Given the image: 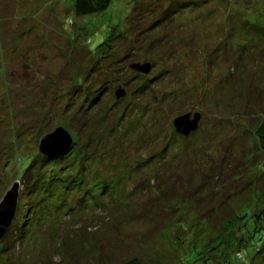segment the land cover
<instances>
[{"label":"rangeland","instance_id":"1","mask_svg":"<svg viewBox=\"0 0 264 264\" xmlns=\"http://www.w3.org/2000/svg\"><path fill=\"white\" fill-rule=\"evenodd\" d=\"M189 1L164 22L169 3L143 11L134 31L125 20L135 0L84 17L74 0H0V200L59 128L77 145L74 131L93 126L88 174L109 178L98 181L107 193L95 188L93 204L58 195L40 204L59 207L60 235L77 239V231L81 243L64 252L54 239L27 263L264 264V228L256 229L257 215L264 224V154L255 135L264 117V0ZM127 33L137 41L119 38ZM109 51L108 74L97 79L113 84L83 116L79 86ZM119 89L125 95L116 99ZM196 113L197 129L178 133L174 120ZM95 204H106L100 218ZM13 228L1 246L15 245ZM8 259L0 248V264Z\"/></svg>","mask_w":264,"mask_h":264},{"label":"trees","instance_id":"2","mask_svg":"<svg viewBox=\"0 0 264 264\" xmlns=\"http://www.w3.org/2000/svg\"><path fill=\"white\" fill-rule=\"evenodd\" d=\"M112 1L113 0H74V12L78 17L104 13L110 8ZM175 2H181V4L177 5L175 4ZM134 3L135 6L131 15L127 16L125 20V24H127V26L134 31L136 28H139L138 22L141 21V18L144 15L143 11L145 13L146 10H151V7H155L156 5H158L162 8V5H164L165 3H169L166 10H161V20H159L160 22L163 21L162 19L167 20L168 15L166 12H168L169 14L171 13L172 15L178 14L182 9H185L191 5V2L189 0H151V2L148 4H144L143 0H135ZM150 13L146 14L149 15ZM113 33L115 32L112 31L111 35L103 42H101L93 52H91L96 54L99 49L104 48L105 44L109 43L110 41H112L111 39L114 38ZM119 35L120 34H118V36ZM119 38L121 40H127L128 38L131 41H137V39L132 40L129 37L128 33L124 36L120 35ZM111 54L112 53H110V51L103 55L100 54L99 58H97L96 62L91 66L88 76L83 79V85L80 84L79 86L82 92L80 96L82 101L84 103H87L88 101V106L82 104V106L78 108V110H80V114H82L83 116H86L89 113L88 110L90 108H93V104L96 105L100 103L105 95L106 89L111 84H113V81L110 80V78L107 79L105 77L102 80L101 84L99 79H97L99 77V75H97V71H100L103 74H108L105 71L106 67L102 66V62L107 61L108 56ZM93 80L95 81V83L93 82ZM97 84H99L100 87L97 90L95 89V92L88 89V85H92L94 88ZM116 99L118 98L116 97ZM86 125L87 129H85L86 126L83 125L84 127L82 126L80 129L74 131L77 139L79 138L82 140L81 143H78L76 145V139H74V137H72L73 135H71L73 143L69 151L61 155H46L42 153L41 157L39 156L38 158L30 161L25 176L18 181L19 183L21 181L23 185V192L22 194H20V197L22 195V203L19 204L17 209V216L15 217V221L13 223L14 228L7 235V237L10 235L11 238L14 239L13 243H15V245L12 247L10 246V248H5L0 244V248L8 252L9 259L7 261V264H29L26 262V258L32 257L33 255L36 258H39L42 252L46 249L47 244L53 243L54 239H62L64 241V243L62 244L64 252L72 251L75 246L77 247L81 243V239L79 237H82V235L77 233V231H73L78 236L77 239H73V237L70 236V238L72 239L71 240L69 238L70 233L67 236L60 235L61 228L63 225H65V220L59 222V220L52 218L53 213H57L59 207H47V210H42L40 208V204H42L43 202L45 203L46 201H52L54 199V196L57 195V197L60 199L67 198L66 200L68 202L70 201L76 204H86L85 200L89 202L91 199V204H93L96 202L95 199L97 198L96 194H92L95 188H98L100 192L99 196L106 195V182L98 181L100 179L106 180L109 178H107L106 176L103 177V175L99 171L98 175L100 176V178H98L97 176L93 177L88 174L89 172H91V168H89L91 162L89 161L95 157L94 148L93 150L89 148V146L91 147V144L94 145L93 139L95 129L93 128V126H91L90 128L88 123ZM255 135L257 138V143L264 154V117L262 118L258 128L256 129ZM69 159L72 160L70 161ZM66 160H68L69 162L67 161V163ZM62 161L66 164L65 168L61 164ZM58 164L60 165L58 166ZM74 187H76V191L73 192ZM80 194L83 196L80 197ZM105 206L106 204H95V207L90 210L96 211L95 217L100 218V216H102L101 214L103 213L99 214L98 212H104ZM52 219H54L55 222ZM50 220L51 224H49ZM262 220V214L256 216L257 230H261L262 227L264 228V224H261ZM62 236H65V238H63ZM121 264L145 263L139 257H132Z\"/></svg>","mask_w":264,"mask_h":264},{"label":"water","instance_id":"3","mask_svg":"<svg viewBox=\"0 0 264 264\" xmlns=\"http://www.w3.org/2000/svg\"><path fill=\"white\" fill-rule=\"evenodd\" d=\"M131 68L139 72L148 74L150 72L151 66L149 64H133ZM124 95V90L119 89L116 91V97L118 99ZM199 120V113H196L193 116V120H191V114H188L176 118L173 124L178 133L188 135L191 130L197 129ZM72 143V138L68 134H66L63 129L59 128L53 133L47 135L41 141L39 150L41 153H44L46 155H61L69 151ZM20 189V183L18 181L14 182L0 200V243L5 238L15 220L20 200Z\"/></svg>","mask_w":264,"mask_h":264},{"label":"bare ground","instance_id":"4","mask_svg":"<svg viewBox=\"0 0 264 264\" xmlns=\"http://www.w3.org/2000/svg\"><path fill=\"white\" fill-rule=\"evenodd\" d=\"M15 221V220H14Z\"/></svg>","mask_w":264,"mask_h":264}]
</instances>
